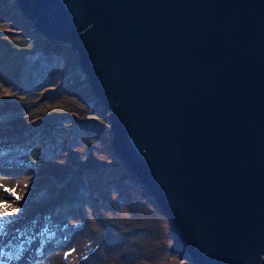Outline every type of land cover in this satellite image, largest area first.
<instances>
[{
    "label": "water",
    "instance_id": "water-1",
    "mask_svg": "<svg viewBox=\"0 0 264 264\" xmlns=\"http://www.w3.org/2000/svg\"><path fill=\"white\" fill-rule=\"evenodd\" d=\"M69 44L109 150L189 264H264V0H16ZM62 192V190H61Z\"/></svg>",
    "mask_w": 264,
    "mask_h": 264
},
{
    "label": "rangeland",
    "instance_id": "rangeland-1",
    "mask_svg": "<svg viewBox=\"0 0 264 264\" xmlns=\"http://www.w3.org/2000/svg\"><path fill=\"white\" fill-rule=\"evenodd\" d=\"M14 4L0 0V211L7 213L0 217V246L8 242L10 264H189L165 215L140 190L135 200L121 192L139 188L116 171L125 172L109 150V114L92 97L70 45L55 54L57 45L40 44ZM41 52L52 60L45 74L53 76L18 74L23 54L45 61ZM63 107L72 111L59 113ZM46 116L58 129L47 126ZM72 118L80 122L75 129L67 126ZM49 133L63 137L52 142ZM54 175L60 186L53 197L52 179L44 177ZM121 220L127 226L118 230ZM151 237V260L144 253L137 263L141 251L131 242ZM0 260H6L1 249Z\"/></svg>",
    "mask_w": 264,
    "mask_h": 264
},
{
    "label": "trees",
    "instance_id": "trees-1",
    "mask_svg": "<svg viewBox=\"0 0 264 264\" xmlns=\"http://www.w3.org/2000/svg\"><path fill=\"white\" fill-rule=\"evenodd\" d=\"M8 39V38H7ZM12 40H14V39H12ZM23 56H24V58L23 59H20V60H22V63L24 62V64L22 65L23 67H21L20 66V71H18V74H20V72H22V74H25L24 75V77L23 78H28L29 76H30V74L32 75V77H31V80H34V78H35V76H33V75H35V73H37L38 71H40V72H43V74H44V76L46 77V79L47 78H50L51 76H53V71L51 72V74L50 75H48V77H47V75L45 74L46 73V71L48 70V68L51 66V64H52V60L51 61H47V56L43 53V52H41V54L39 55V57H41L42 59H44L45 61H40V59L38 58V57H35V59L34 58H32L31 56L29 57V56H26L25 54H23ZM26 57H28V58H26ZM35 71V73L33 74V72ZM32 81H29V83H31ZM95 100L97 101V99L95 98ZM98 102V101H97ZM99 103V102H98ZM100 104V103H99ZM101 105V104H100ZM102 106V105H101ZM49 108H50V106H49ZM85 107L83 106V109H84ZM70 111H72V108L71 107H63V109L61 108V110H60V112L59 113H66V114H68ZM90 119V118H89ZM86 120H88L87 118H86ZM102 121H103V119H101ZM54 122L55 121H53V118L52 117H47L46 116V121H45V123L47 124V126H50L51 125V127L54 129V131L56 130V129H58V128H56V126L54 125L53 126V124H54ZM79 121L78 120H76V118H72V121H71V123H69V124H67V126H72V128L73 129H75L76 127H78V125H79ZM69 129L67 128V127H64V129H62V131H67V132H69L68 131ZM54 131H53V133H54ZM53 133H49V136H51V139H50V141H52V142H55V141H57V138L56 137H60V138H62L63 136L60 134V135H57L56 133L55 134H53ZM60 144H62V141H58ZM41 156V155H40ZM41 158H42V156H41ZM106 169H101L100 171H101V173L102 172H104ZM114 171V170H113ZM116 171H118L119 173H120V175H121V178H122V181H124V183L126 184V185H130V183L132 182V177H131V174H126L125 172H123L122 170H120V168H119V170H116ZM112 173H116L115 171L114 172H112ZM57 178H58V175H54V177H52V178H48V176H46V177H44V180H46L48 183H49V181L52 179V183L50 184V188H49V190H48V195H51V196H55L56 194H57V192H56V188H57V186H60V184L58 183V180H57ZM54 179V180H53ZM59 179V178H58ZM71 182H73L74 183V181H71ZM115 185H118V183H114ZM65 190V189H64ZM123 191H125L126 192V194H131L132 195V199L133 200H135V198H141L142 197V195L140 196L138 193V191H139V189H137V190H132V188L130 187V188H126L125 190H121V192L123 193ZM108 194V193H107ZM123 195H124V193H123ZM68 198V194L66 195V198L65 199H67ZM144 198V197H143ZM137 200V199H136ZM67 201V200H66ZM116 226H117V229L118 230H122V229H124L125 227L124 226H127V224L126 223H124V221H119L117 224H116ZM132 227V226H131ZM123 231H125V230H123ZM165 231V230H164ZM166 232H164V234H165ZM163 234V235H164ZM128 235V233H126V236ZM159 237L160 236H158V237H156V240H158L159 239ZM154 237H151L149 240H145V238H143L141 241H134V239H133V241L131 242L132 243V245L135 243H137L136 244V248L138 249V251L140 250L141 252L139 253V252H135L137 255L136 256H138V254H140L141 256H138V257H135V260H136V262L137 263H139V260L140 259H142L143 257L142 256H146L147 258H146V260H151L150 258H151V256H150V254L151 253H149V252H151V251H153L152 250V247L156 244V242H154ZM130 241V240H129ZM8 244V242L6 243V244H4L3 246H0V249L3 251V256L6 258V260H0V264H10V262H9V260H8V258L9 257H11V256H9V245H7ZM139 244V245H138ZM136 249V250H137ZM135 250V249H134ZM145 253V254H144ZM144 254V255H143ZM140 258V259H139Z\"/></svg>",
    "mask_w": 264,
    "mask_h": 264
},
{
    "label": "snow or ice",
    "instance_id": "snow-or-ice-1",
    "mask_svg": "<svg viewBox=\"0 0 264 264\" xmlns=\"http://www.w3.org/2000/svg\"><path fill=\"white\" fill-rule=\"evenodd\" d=\"M11 191L14 192V190H11ZM17 199H19V196H17ZM3 207H5V205L4 204H0V208H3ZM6 214L7 213L5 211H0V217L5 216Z\"/></svg>",
    "mask_w": 264,
    "mask_h": 264
},
{
    "label": "built area",
    "instance_id": "built-area-1",
    "mask_svg": "<svg viewBox=\"0 0 264 264\" xmlns=\"http://www.w3.org/2000/svg\"><path fill=\"white\" fill-rule=\"evenodd\" d=\"M85 78V77H84ZM87 80V79H86Z\"/></svg>",
    "mask_w": 264,
    "mask_h": 264
},
{
    "label": "bare ground",
    "instance_id": "bare-ground-1",
    "mask_svg": "<svg viewBox=\"0 0 264 264\" xmlns=\"http://www.w3.org/2000/svg\"><path fill=\"white\" fill-rule=\"evenodd\" d=\"M46 200V199H45Z\"/></svg>",
    "mask_w": 264,
    "mask_h": 264
}]
</instances>
